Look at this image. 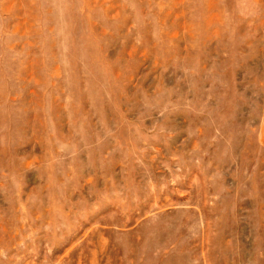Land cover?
Instances as JSON below:
<instances>
[{"label": "rangeland", "instance_id": "374dc122", "mask_svg": "<svg viewBox=\"0 0 264 264\" xmlns=\"http://www.w3.org/2000/svg\"><path fill=\"white\" fill-rule=\"evenodd\" d=\"M0 264H264V0H0Z\"/></svg>", "mask_w": 264, "mask_h": 264}]
</instances>
